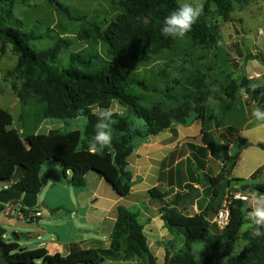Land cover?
Instances as JSON below:
<instances>
[{"label":"trees","instance_id":"trees-1","mask_svg":"<svg viewBox=\"0 0 264 264\" xmlns=\"http://www.w3.org/2000/svg\"><path fill=\"white\" fill-rule=\"evenodd\" d=\"M253 0H205L204 12L191 32L186 37L197 45L210 48L218 42V27L210 24L206 17L212 6L216 14L224 23L232 22L231 13L234 4L248 6ZM56 6L58 12L72 19L68 8L57 0H49ZM120 10V16L103 31L84 30L86 39L93 38L99 42L112 58L98 68H93L96 59L94 55L81 53L72 54L70 65L60 71L53 68L62 49L67 48L66 41L60 40L46 51H37L31 44L42 40L43 36L27 33L8 24L10 11L2 15L0 11V42L2 52L6 46L12 47L13 53L18 57L17 65L13 70L24 80L19 98L25 105L27 101L36 97L43 108L45 119L72 120L78 116L86 118L85 139L77 130L61 132L54 130L48 134H32L22 137L18 130L12 128L14 119L12 115L0 108V182H10L18 167L24 170V176L8 191L20 190L22 192L41 193L42 168L48 161L56 162L67 178L72 173L73 185L78 188L86 187L85 176L91 172L97 173L112 186L121 197L130 195L133 188V176L128 170V159L134 150V137L129 133L126 119L115 115L117 119L115 129L118 136L113 139L111 147L95 154L90 151L89 142L95 134L94 126L97 116L92 108H107L117 103L131 111L134 116L145 122L147 131L137 135L145 140L157 136L169 129L173 123L186 125L189 116L183 108L171 111L173 120L159 107L147 108L142 105V98L133 91L141 86L147 92L160 93L172 100L176 97L170 90L162 91L151 89L145 82H137L127 77L120 65L129 60L148 62L165 50L171 49L178 38L166 37L161 34L163 19L171 10L177 7L178 0H112ZM114 59V60H113ZM203 80L197 78L192 85L200 89ZM249 81L243 80L239 85L236 80H230L226 86L225 94L230 101H234L239 88L248 90ZM199 92V91H198ZM231 104L225 105L229 110ZM204 107L196 110L198 120L203 121ZM226 133H234L229 127ZM228 136V135H227ZM226 138V137H224ZM230 141V137H228ZM202 146L197 147L194 157H213L222 164L219 174L209 175L203 173L198 186L220 190V196H214L208 204L200 209V213L191 216L187 207L198 204L201 196L193 184H187V193H176L174 189L163 192L154 187L149 190L150 201L158 204L161 220L165 228L173 235L179 233L184 237V246L176 256L165 259V264H225L226 260L234 254L241 238L242 228L250 223L245 220L244 202L234 201L229 206V224L220 229L216 223L209 222L211 215L217 214L224 201V193L231 190L230 185H240L243 180L231 178L237 167L242 153L253 146L249 140L238 136L236 151L232 157H224V143L213 136L212 131L201 133ZM264 149V144H258ZM237 190V189H234ZM257 190L264 195V185H257ZM3 205L0 204V211ZM254 228V226H252ZM145 226L139 221V214L123 206L118 207V216L111 235L109 249L75 248L67 256L59 253L50 254L44 247L34 250L22 248L19 245L20 235L16 234L12 241L5 236L0 238L1 264H102L105 258H115L124 245L125 250L137 257L143 264H157L147 236ZM216 231L211 245V253L202 260L194 257V244L203 240ZM264 231V230H262ZM253 231L243 234L248 245L234 258L233 264H264V236L255 237Z\"/></svg>","mask_w":264,"mask_h":264},{"label":"rangeland","instance_id":"rangeland-1","mask_svg":"<svg viewBox=\"0 0 264 264\" xmlns=\"http://www.w3.org/2000/svg\"><path fill=\"white\" fill-rule=\"evenodd\" d=\"M57 1L69 9L72 19L58 12L56 6L49 0H0V11L3 16L10 11L9 25L27 33L32 32L36 36H43L42 40L31 44L37 51H46L60 40L67 42V48L61 50L53 65L57 71L67 68L71 55L76 53L94 55L96 59H93L95 62L93 68L111 61L108 51L99 42L93 38L86 39L82 33L84 30L92 32L107 29L120 16L121 10L112 0ZM199 2L204 5L205 0ZM206 19L218 27V42L215 46L204 48L185 36L183 39L178 38L171 49L165 50L148 62L129 60L120 65V68L127 77L137 82H145L151 89L170 90L175 99L169 100L163 94L147 92L141 86L133 92L142 98L144 107L161 108L164 113L170 114L171 121L173 116L170 112L176 108H183L189 116V123L186 125L173 123V126L190 128L198 122L193 130L185 129L182 132L195 134L196 131L198 134L201 128L199 123L202 122V129L204 126L205 130L212 131L213 136L224 143V157L234 155L238 136L249 140L253 146L242 153L241 160L233 171L236 178L247 181V176L256 170L259 164L264 165V149L257 146L264 144V125L252 116L255 108L264 110V0H253L248 6L234 4L232 22L229 23H224L216 14L215 6H212ZM1 48L0 42V108L12 115L14 119L12 128L18 130L23 138L32 134L46 135L54 130L61 132L77 130L85 139L87 123L85 117L78 116L66 121L45 119L43 108L36 97L30 98L25 105L21 102L19 92L22 90L24 80L19 74L13 73L18 57L10 45L6 46L4 52ZM197 78L203 80L199 92H196L197 89L191 82ZM244 79L249 81L248 90L245 89L247 95H242L239 88L234 101H230L225 94L226 86L230 80H236L242 85ZM229 103L231 108L225 110V105ZM111 107L117 115L127 120L129 133L134 137V146L148 139L143 140L137 135L145 134L147 131L144 121L137 119L131 111L117 103ZM201 107H204L203 121L198 120L195 113ZM95 109L96 107L92 108L93 113ZM114 120L113 139L118 136L115 129L117 119ZM229 127L235 129L234 133H226L225 129ZM199 139L198 137L196 141L199 142ZM187 140L192 141L193 138ZM43 168L46 172H52L38 196V210L43 216L39 220H19L17 213L13 217H6L0 212V228L6 231L5 239L12 241V235L19 234V245L22 248L34 250L45 247L50 250V254H55L51 245L63 244L64 250L58 252L63 256H67L75 248L109 249L115 223L110 221L108 214L112 213L114 204L120 202L125 206L131 202L136 204L144 202L142 197L135 200V196L131 198L119 196L106 179L97 173L91 172L102 180L101 184L98 183L99 180L88 179L89 185L86 188H78L69 183L72 177L66 178L56 162L48 161ZM262 173L264 169L260 174ZM23 176L24 170L18 167L10 182H0V192L6 187L11 188ZM260 180L264 182V177ZM153 181L149 179L148 184H153ZM232 184L237 186V190L234 191H239L240 185ZM186 185L180 186L178 190L174 189L175 192L187 193ZM193 185L198 189L203 204L222 194L220 190L217 192L213 189L207 192L202 191V187ZM229 192L231 191L227 189L224 199ZM252 193L260 194L258 191L250 190L247 196ZM43 204L46 207H42ZM145 205L144 203L142 207ZM56 207H60L61 212L48 216ZM246 207L245 203L244 211ZM187 208V213L191 216L199 213L196 204ZM131 211L134 212L136 209L133 208ZM88 215L91 217L85 222ZM161 223L160 218L153 217V224L149 223L147 228L148 244L157 259V264H165L167 256L178 255L184 246V237L179 233L173 235L170 233L168 238H161ZM246 230L250 232L255 229L250 223L242 228L234 254L225 264H233L234 258L247 247V238L243 237ZM154 235H157L158 239H152ZM57 236L60 237V241ZM215 236L216 231L211 230L208 237L194 244L195 259L202 260L211 253ZM102 264L143 263L130 255L122 245L117 257L105 258Z\"/></svg>","mask_w":264,"mask_h":264},{"label":"crops","instance_id":"crops-1","mask_svg":"<svg viewBox=\"0 0 264 264\" xmlns=\"http://www.w3.org/2000/svg\"><path fill=\"white\" fill-rule=\"evenodd\" d=\"M198 123V122H196ZM195 123V124H196ZM195 124L190 128H185L183 126H171L169 129L160 133L157 136H151L146 141L137 143L134 146V150L131 156L128 159L129 166L128 170L132 173L134 186L131 190L130 195L125 198H131L135 196V200L141 197L144 199V202L141 204H136V202H131L123 207L127 208L131 211V209H136V213L139 214V220H142L141 223L145 226V234L147 236V228L149 223L153 224V217L160 218V208L157 203H152L150 201L149 190L158 187L163 192L175 189L178 190L180 186H185L186 184H195L200 182V177L203 173H207L209 175H217L220 173L222 164L215 160L213 157H206V154L203 153V156L194 157L193 153L196 151L197 147L202 146L201 141V133H202V125L200 122L201 128L198 134H184L183 130H193L192 128ZM194 135V136H192ZM193 138L192 141H188V138ZM199 142H197V138ZM241 160V159H240ZM240 162V161H239ZM134 169V171L132 170ZM253 172H251L247 176V181H244L240 184H256L263 185V180H260L264 177V173L260 174L264 169L263 164H259L257 168H255ZM46 173V170L42 168V175ZM52 175V172H51ZM72 177V173L68 172L67 178ZM231 178H236L233 173ZM88 179L96 181L99 180L98 183L101 184L102 180L98 179L97 176L89 173L85 176L86 187L89 185ZM152 179L153 184L149 185L148 180ZM47 181V180H46ZM85 187V188H86ZM201 187V186H198ZM230 191H234L237 189V186L234 184L230 185ZM202 191L210 192L208 188H202ZM96 195V194H94ZM39 196V195H38ZM124 198V199H125ZM200 202V203H199ZM198 204H196V209L200 213V209L205 207L207 204H203L201 198ZM146 204L142 207L143 204ZM122 206L120 202H116L114 204V209L112 213H109L110 221L116 222L118 216V207ZM141 206V207H140ZM44 207H46L44 205ZM53 213L49 214H58L61 212L60 207L53 208ZM43 214V213H42ZM90 215L87 216L88 220H84L85 222L89 221ZM39 220V219H37ZM108 220V217L106 218ZM161 238H168L170 236V232L165 228L164 222L161 220ZM103 222L101 221L100 224ZM247 231V230H246ZM245 231V232H246ZM244 233V232H243ZM58 237V236H57ZM158 239L157 235L152 236V239ZM148 242L149 237L147 236ZM60 241V237H58ZM45 248V247H44ZM51 248L53 252L56 254L60 251L64 250L63 244H52ZM47 249V248H46ZM48 250V249H47ZM50 253V250H48ZM62 255V254H61Z\"/></svg>","mask_w":264,"mask_h":264},{"label":"clouds","instance_id":"clouds-1","mask_svg":"<svg viewBox=\"0 0 264 264\" xmlns=\"http://www.w3.org/2000/svg\"><path fill=\"white\" fill-rule=\"evenodd\" d=\"M204 5L199 0H178L177 7L166 15L162 22L161 34L173 39H183L193 26L203 15ZM255 89V87H252ZM242 95H247L244 88L240 89ZM94 114L97 116V122L94 126L95 134L89 142L90 151L95 154L96 151H102L111 147L113 141L112 126L115 123L116 115L113 107L96 108ZM252 116L256 121L264 125V110L255 108ZM247 207L245 209V220L254 226L253 235L255 237L264 236V195L252 193L249 196L242 197Z\"/></svg>","mask_w":264,"mask_h":264},{"label":"built area","instance_id":"built-area-1","mask_svg":"<svg viewBox=\"0 0 264 264\" xmlns=\"http://www.w3.org/2000/svg\"><path fill=\"white\" fill-rule=\"evenodd\" d=\"M9 188L6 187L5 190ZM247 196V192L242 191H231L229 192L222 204L220 211L216 214L214 223L218 225L220 229H224L230 221L229 206L234 201H242V197ZM18 207V208H17ZM19 209V210H18ZM3 212L6 217H13L16 213L18 214L19 220H35L43 216L42 212L38 210V207L32 210L26 209L20 202H11L7 205H3Z\"/></svg>","mask_w":264,"mask_h":264},{"label":"water","instance_id":"water-1","mask_svg":"<svg viewBox=\"0 0 264 264\" xmlns=\"http://www.w3.org/2000/svg\"><path fill=\"white\" fill-rule=\"evenodd\" d=\"M51 172L47 171L41 177V183L44 185L46 180L50 177ZM70 184L73 183V180L69 181ZM239 190L242 192H248L250 190L258 191L257 185L253 184H242L239 187ZM11 202H20L26 209L32 210L38 207V194L32 192H22L20 190H3L0 192V204L7 205ZM44 207V204L42 205ZM215 214L211 215L209 222L214 223ZM6 231L0 228V238L4 237ZM16 234L12 235L14 238Z\"/></svg>","mask_w":264,"mask_h":264}]
</instances>
